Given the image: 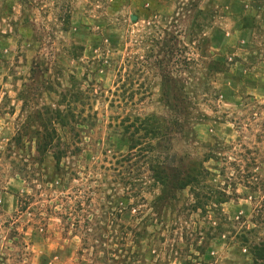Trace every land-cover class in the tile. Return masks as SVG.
<instances>
[{
	"label": "rangeland",
	"instance_id": "obj_1",
	"mask_svg": "<svg viewBox=\"0 0 264 264\" xmlns=\"http://www.w3.org/2000/svg\"><path fill=\"white\" fill-rule=\"evenodd\" d=\"M163 88L187 97L185 117L165 108ZM60 102L85 126L80 156L61 162L76 176L52 187L39 181L34 133ZM145 116L182 119L162 157L186 166L214 156L200 184L230 196L221 210L233 231L254 228L253 216H264V0H0V264H90L58 215L97 187L103 170L94 167L128 152L114 133L121 122ZM139 166L134 176L147 168ZM143 192L148 201L157 193ZM190 199L189 189L180 193L168 219ZM256 231L250 240L264 238ZM228 237L211 240L200 260L252 264Z\"/></svg>",
	"mask_w": 264,
	"mask_h": 264
},
{
	"label": "trees",
	"instance_id": "obj_2",
	"mask_svg": "<svg viewBox=\"0 0 264 264\" xmlns=\"http://www.w3.org/2000/svg\"><path fill=\"white\" fill-rule=\"evenodd\" d=\"M212 66L218 68L222 64L212 62ZM162 96L166 98L164 105L168 111L178 117L186 116V96L174 97V90L164 88ZM169 97L176 105L169 104ZM43 116L41 131L34 133L37 158L42 166L39 181L56 187L70 172L71 177L76 176L75 171H66L68 168L62 167L61 162L80 156L83 144L79 128L85 125L73 104L63 107L60 102L54 109H45ZM181 120L159 121L154 116H145L130 124L121 122V127L114 130L128 142V152L113 157L114 163L109 168L94 167L97 172L103 170L92 180L97 187L86 190L83 196L79 193L72 197V206L58 215L65 232L80 242L78 256L86 252L90 264H206L200 257L210 241L228 234V238L232 235L248 248L252 264H264V238L250 240L257 233L256 228H264V216L256 215V219L253 216L250 223L254 228L244 226L236 233L221 210L230 196L220 187L211 189L200 184V180L210 175L203 163L214 156L186 166L174 154L162 157L170 148L169 135L183 131ZM59 129L70 135V143L63 142ZM47 160L53 162L51 171L44 166ZM139 163L147 168L139 172L140 176H134ZM152 188L157 193L148 201L141 194ZM186 189L191 196L189 204L168 219L166 211L176 207L179 194ZM127 214H132L129 224L122 222ZM193 215L206 222L207 228L193 229L199 221L190 219Z\"/></svg>",
	"mask_w": 264,
	"mask_h": 264
}]
</instances>
